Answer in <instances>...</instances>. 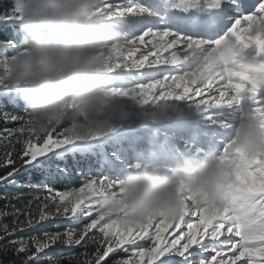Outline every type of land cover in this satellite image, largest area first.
Returning a JSON list of instances; mask_svg holds the SVG:
<instances>
[{"label":"snow or ice","instance_id":"1","mask_svg":"<svg viewBox=\"0 0 264 264\" xmlns=\"http://www.w3.org/2000/svg\"><path fill=\"white\" fill-rule=\"evenodd\" d=\"M90 15L101 24L98 40L107 55L108 94L142 105L187 100L225 131L218 153L224 205L218 210L207 203L195 207L189 194L179 215L170 210L126 226L106 217L100 204L105 195L120 191L123 176L122 161L114 149L107 150L115 128L92 130L83 138L73 133L75 122L66 121L38 133L26 108L23 114L0 109V120L18 124L0 135V169L11 166L0 175V186L46 193L21 208L12 204L18 194L0 195L5 201L0 241H6L0 252L22 254L20 264H42L44 259L61 264L50 250L77 246L85 249L79 254L84 259L63 257L68 264H109L113 256L111 264H264V147L248 152L236 140L250 117L264 134V71L246 68L251 63L264 70V0H102ZM21 19L17 0L10 11L0 13V25H16ZM0 48L11 50L0 55V100L18 106L5 76L20 43L8 38ZM224 52L230 53L231 63L207 79L190 67L200 59L202 72L212 55ZM245 98L252 107L238 126L216 119L218 110ZM78 155L95 157L99 168L70 169L68 158L75 161ZM144 166L123 165L128 171ZM24 172L41 179L18 181ZM72 180L78 181L76 186ZM5 217L11 220L3 222ZM49 223L56 230H42ZM28 232L35 234L23 235Z\"/></svg>","mask_w":264,"mask_h":264},{"label":"clouds","instance_id":"2","mask_svg":"<svg viewBox=\"0 0 264 264\" xmlns=\"http://www.w3.org/2000/svg\"><path fill=\"white\" fill-rule=\"evenodd\" d=\"M17 2L22 15L17 24L21 42L8 62L5 80L15 98L28 109L31 126L42 133L74 121L73 133L83 138L92 130L112 128L114 117L117 113L122 116L124 107L121 98L106 92L110 85L104 74L106 50L98 40L101 24L90 15L102 0ZM208 63L209 68L202 72L200 59L192 61L190 67L197 70L198 77L207 79L230 64L231 55L214 54ZM246 68L254 73L264 71L251 63ZM254 120L250 117L236 136L248 152L264 147V134L252 126ZM148 144L150 150L158 147L157 132ZM224 184L219 155L209 152L203 158H186L167 170L145 164L140 170L128 171L121 177L120 191L105 195L100 204L106 217L135 227L149 215L170 210L179 215L189 194L195 197V207L207 203L210 210L222 209L227 195Z\"/></svg>","mask_w":264,"mask_h":264},{"label":"rangeland","instance_id":"3","mask_svg":"<svg viewBox=\"0 0 264 264\" xmlns=\"http://www.w3.org/2000/svg\"><path fill=\"white\" fill-rule=\"evenodd\" d=\"M14 3L15 0H0V13L10 11ZM0 31H3L7 37L4 40L0 39V43L6 41L8 38L15 37L18 39V41L15 40L17 43L21 42L17 24L0 25ZM4 54H11V50L0 48V55ZM4 101L0 100V103L3 104ZM122 103L124 113L122 116L120 113H117L114 117L113 128L116 131L111 134L109 138L111 147L107 149L109 152L114 149L122 161V175L128 172L123 165L130 163L151 164L158 166L161 170H167L181 165L189 157L203 158L209 152L219 153L221 147L219 139L226 135L225 131L219 126H213L209 119L189 101L168 100L150 105H142L136 99L126 98L122 99ZM11 106L20 108L22 114L26 108L21 102L18 106ZM251 107V102L245 98L239 105L218 110L216 119H226L233 125L238 126L244 121ZM154 131L159 134V144L155 150H150L148 141ZM89 164L94 169L99 168L96 164V158L91 155L86 157L78 155L75 161L71 157L68 158V167L70 169L82 168ZM40 179L41 176L39 175L37 182ZM77 183V180H72L71 186H76ZM20 188L27 189L25 187ZM31 191H36L34 193L35 197H43L46 194L41 190ZM48 225L53 230H56L54 224L49 223ZM89 250L93 251L91 247L87 249L91 253ZM84 251L85 249L79 246L71 249L53 247L49 255L53 259L56 257L54 256L56 254L63 257L75 255L82 261L84 257L79 254ZM118 255L123 256L124 254L119 253ZM115 258V256L110 257L109 264H111V259Z\"/></svg>","mask_w":264,"mask_h":264},{"label":"trees","instance_id":"4","mask_svg":"<svg viewBox=\"0 0 264 264\" xmlns=\"http://www.w3.org/2000/svg\"><path fill=\"white\" fill-rule=\"evenodd\" d=\"M15 33V31H13ZM6 34L3 31H0V39L4 40L6 39ZM14 40L18 41V39L15 37ZM8 102H6V100L4 101L3 104L0 103V109L3 110H7L9 112H16V113H21L22 111L20 110V108H16L10 105ZM17 124L16 123H5L4 121L0 120V135H3V129L4 128H11V127H15ZM2 151V150H0ZM18 163V161H17ZM11 168V166L7 167V168H3L0 169V175H4L7 171H9ZM16 179L18 181H26V180H31L33 182H37V180L39 179V174L33 172L31 174H29L28 172H24L21 175L17 176ZM36 191H31L29 189H21L20 187H15V186H0V195H8V196H13V195H19L20 199L19 200H13L12 204L15 205L16 208H21L22 205L30 200L33 199L34 193ZM5 204L4 200H0V209H3ZM11 220V217H5L3 218V222H8ZM42 230H53V228L50 225H47L45 229ZM31 234H35L34 232H28V233H24L23 235H31ZM2 243H6V241H0V244ZM91 252V250H89ZM81 253V252H80ZM79 254V253H78ZM56 257H54V259L56 258H61V264H68V260L63 258V256H59V255H54ZM79 257V255H78ZM22 254L20 256L14 255L13 252L9 251L7 254H4L3 252H0V261L3 262V264H10V262H14V264H20V260L22 259ZM42 264H49V261L47 259L42 260Z\"/></svg>","mask_w":264,"mask_h":264}]
</instances>
